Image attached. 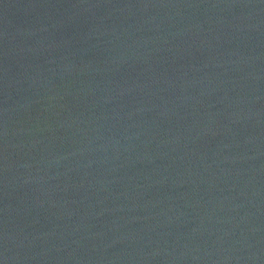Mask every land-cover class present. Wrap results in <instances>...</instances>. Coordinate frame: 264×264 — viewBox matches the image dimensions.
I'll return each mask as SVG.
<instances>
[{"label": "water", "instance_id": "obj_1", "mask_svg": "<svg viewBox=\"0 0 264 264\" xmlns=\"http://www.w3.org/2000/svg\"><path fill=\"white\" fill-rule=\"evenodd\" d=\"M0 264H264V0H0Z\"/></svg>", "mask_w": 264, "mask_h": 264}]
</instances>
